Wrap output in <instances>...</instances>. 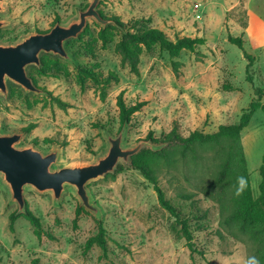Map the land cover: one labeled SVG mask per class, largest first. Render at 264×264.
<instances>
[{
	"label": "rangeland",
	"instance_id": "374dc122",
	"mask_svg": "<svg viewBox=\"0 0 264 264\" xmlns=\"http://www.w3.org/2000/svg\"><path fill=\"white\" fill-rule=\"evenodd\" d=\"M91 3L1 0L0 22L5 25L0 28V45H16L56 24L68 27ZM96 10L105 24L88 18L65 48L68 59L43 53L40 66L26 67L39 93L26 92L6 79L7 93L0 92V135L20 134L17 149H33L44 156L56 151L52 170L95 163L110 148L107 138L121 132L124 149L145 143L128 161L120 160L113 172L86 184L91 208L82 204L74 186L66 184L59 199L51 190L25 186V207L20 211L0 175V264L35 260L38 264H254L259 254L253 241L221 225L228 207L198 189L212 177L211 162L202 165L182 157L173 145L154 140L172 131L187 138L194 131L207 134L220 125L236 124L257 98V90L264 92V0H99ZM116 18L124 24L139 20L140 27L161 30L173 41L189 37L204 43L193 51L183 50L175 59L181 63L177 77L167 52L158 45L143 47L136 76L120 67L115 44L123 30L113 23ZM102 29L106 46L99 40ZM229 36L241 38L243 48L229 42ZM245 54L255 58L251 82L246 79ZM80 66L119 75L104 101L91 83L81 90L76 79ZM122 91L128 107L143 104L123 126L117 106ZM31 125L35 128L25 132ZM241 139L252 195L257 198L264 156L263 110L254 113ZM145 159L155 165L165 198L190 217L197 252L190 251L175 219L134 168ZM181 194L193 197L183 199ZM27 211L40 220L41 238L35 236ZM101 229L105 250L96 245L87 249V241Z\"/></svg>",
	"mask_w": 264,
	"mask_h": 264
},
{
	"label": "trees",
	"instance_id": "16d2710c",
	"mask_svg": "<svg viewBox=\"0 0 264 264\" xmlns=\"http://www.w3.org/2000/svg\"><path fill=\"white\" fill-rule=\"evenodd\" d=\"M113 23L116 27L123 30L121 39L115 44V52L120 59V67L128 69L130 73L136 76L140 74L139 64L143 47L149 48L151 45H158L161 50L167 52L172 59V71L177 77L181 63L175 59L179 57L183 50L193 51L197 45L204 43V40L201 38L192 39L189 37L177 38L173 41L161 30L152 27H140L139 20L130 24H124L116 18ZM71 40L65 42L64 48H66ZM99 40L103 46L107 45L108 39L105 29L99 32ZM228 41L236 44L239 48H243V40L241 38L229 36ZM42 56L43 53L40 54L39 60H41ZM244 57L248 61L246 79L251 82L253 77L250 75V69L253 67L255 58L248 54H245ZM76 79L82 91L86 90L89 83L93 84L95 91L99 93L102 101L106 98L109 85L111 83H118L120 80L119 75L113 71H109L104 75L102 72L85 66L78 68ZM256 95L257 98L250 103L247 109L242 111L240 119L236 124L220 125L217 131L213 133L205 134L194 131L187 138H180L172 131L162 139L154 141L173 145L182 157H189L202 165L211 162L214 169L212 177L206 183L198 185V189H201L202 193L212 200H216L220 205L228 207L226 211L223 210L221 225L239 235L247 236L253 241L257 246L259 254V258L254 264H264V156L263 164L259 170L261 176L259 195L257 198H254L241 139L242 131L249 125L254 113L258 109L264 111V104L262 103L264 92L257 90ZM117 106L120 123L123 126L131 120L133 114L138 112L143 104L128 107L123 100L122 91L117 97ZM34 128L35 126L31 125L25 132H30ZM157 151L159 150L156 149L155 152ZM211 153L213 157L209 161L208 158ZM134 168L152 185L161 207L175 219V223L179 226L180 232L185 238L190 251L197 252L191 242L193 239L191 228L193 226L190 217H187L180 207L173 205L165 198L164 192L159 186L156 167L153 162L145 159L135 163ZM181 197L190 200L193 194H181ZM26 216L34 227L35 236L41 238L40 220L30 211L26 212ZM14 221L15 217L12 216L10 219L11 225H13ZM94 245L100 247L103 251L105 250L106 242L103 229L95 237L87 241L86 248L88 249ZM38 263V260L34 261V264Z\"/></svg>",
	"mask_w": 264,
	"mask_h": 264
},
{
	"label": "water",
	"instance_id": "95a60500",
	"mask_svg": "<svg viewBox=\"0 0 264 264\" xmlns=\"http://www.w3.org/2000/svg\"><path fill=\"white\" fill-rule=\"evenodd\" d=\"M98 2L99 0H92L88 8L79 13V20L72 22L68 27L56 24L50 31L32 35L16 45H0V92L7 93L6 79H9L26 92L39 93L40 89L26 74V67L39 66L41 53L68 59L64 44L82 32L88 18H95L105 24L96 10ZM4 25V22H0V28ZM123 137L124 132L115 138L108 137L110 143L108 152L93 164L52 170L51 166L57 161L56 151L44 156L33 149H17L14 144L19 142L20 134L0 135V175L9 186L11 197L18 204L20 211L25 207L23 199L25 186H32L38 191L51 190L55 199H59L66 184L74 186L82 204L91 208L85 189L86 184L113 172L120 160L128 161L129 157L136 154L145 143L141 141L134 148L124 149Z\"/></svg>",
	"mask_w": 264,
	"mask_h": 264
}]
</instances>
